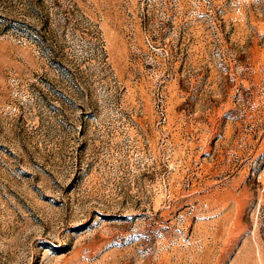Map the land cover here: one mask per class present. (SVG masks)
Returning <instances> with one entry per match:
<instances>
[{
  "label": "rangeland",
  "instance_id": "374dc122",
  "mask_svg": "<svg viewBox=\"0 0 264 264\" xmlns=\"http://www.w3.org/2000/svg\"><path fill=\"white\" fill-rule=\"evenodd\" d=\"M0 264H264V0H0Z\"/></svg>",
  "mask_w": 264,
  "mask_h": 264
}]
</instances>
